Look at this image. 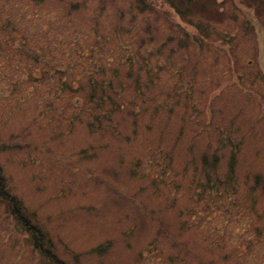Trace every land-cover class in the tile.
<instances>
[{"label":"rangeland","instance_id":"1","mask_svg":"<svg viewBox=\"0 0 264 264\" xmlns=\"http://www.w3.org/2000/svg\"><path fill=\"white\" fill-rule=\"evenodd\" d=\"M0 185V264H264V0H0Z\"/></svg>","mask_w":264,"mask_h":264},{"label":"trees","instance_id":"2","mask_svg":"<svg viewBox=\"0 0 264 264\" xmlns=\"http://www.w3.org/2000/svg\"><path fill=\"white\" fill-rule=\"evenodd\" d=\"M168 1H170V5L174 7V9L178 14L185 16V15H189V13L192 11V5L194 0H168ZM201 7H203L202 3L200 5V8ZM206 34L207 33L203 32L202 35H206ZM0 194L4 197L8 196L3 188V185H0Z\"/></svg>","mask_w":264,"mask_h":264}]
</instances>
